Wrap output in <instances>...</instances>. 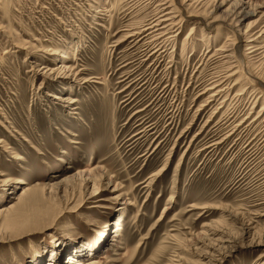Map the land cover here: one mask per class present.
<instances>
[{
  "label": "rangeland",
  "instance_id": "rangeland-1",
  "mask_svg": "<svg viewBox=\"0 0 264 264\" xmlns=\"http://www.w3.org/2000/svg\"><path fill=\"white\" fill-rule=\"evenodd\" d=\"M166 1L0 0V264H264V7Z\"/></svg>",
  "mask_w": 264,
  "mask_h": 264
},
{
  "label": "bare ground",
  "instance_id": "bare-ground-1",
  "mask_svg": "<svg viewBox=\"0 0 264 264\" xmlns=\"http://www.w3.org/2000/svg\"><path fill=\"white\" fill-rule=\"evenodd\" d=\"M254 0H235V2H236V7H235V9H234V12L240 17H242V18H245L246 16H248L250 13L249 12H246L245 10H246V8L247 7H249L250 5H251V3L253 2ZM256 1V5L257 6H263L264 7V0H255ZM167 3L168 2H171V1H169V0H167L166 1ZM167 3H163V4H165V9H167L165 12H164V14H162L161 16H159V18L158 19H156L153 23H152V25H150V26H148V29L147 30H153V32L154 31H166V30H169V29H174V27L176 26V24H178V22H175L174 23V18L173 19H170V17H168V16H170V14L171 13H173V11L172 10H170V9H168V8H172V6L173 7H175V5H177V2H171L169 5H167ZM167 5V6H166ZM223 5V3L222 4H218V5H216V6H214L215 7V9L216 8H218V7H220V6H222ZM178 6V5H177ZM181 7H182V5H181ZM197 15H199V14H197ZM196 14H195V16H197ZM192 17V16H191ZM200 17V16H199ZM242 18H240L238 21H237V25H239V22H241V20H242ZM172 20V21H171ZM168 21H170V23H166V22H168ZM262 30H260V31H257V32H254V33H252V35H251V37H250V39L248 40L250 43L248 44V48L247 49H250V51H249V53H252V52H254V51H256L257 49H259L260 47H258V45L256 44V42L259 40V39H262V38H264V28H261ZM235 32H237L238 34H237V41H238V43H241V42H243L244 40H246V36H245V34L246 33H242V31H241V29L240 28H237V29H235ZM166 33V32H165ZM217 50H222V48H219V49H217ZM47 51V50H46ZM60 57H61V59H66V58H68L69 57V54H68V52L67 51H63V52H61L60 53V55H59ZM62 63H65V61H63ZM61 66V65H60ZM63 67H65V64H63L62 65ZM66 68V67H65ZM43 69H47V70H49L50 68H47L46 66H43L42 67V70ZM234 74V73H233ZM225 77H220V79L218 80V81H220L221 79H224ZM211 86L210 87H208L207 89H206V91L205 92H209L210 90H213L214 88H218L217 86V81H212V83L210 84ZM221 86V85H220ZM213 93V92H212ZM215 95H216V93H215ZM56 97V96H55ZM56 98H59V97H56ZM92 173V171H88L87 173H80L79 175H77L78 176V178H80L81 179V181H84V182H88V181H91V175H93V174H91ZM77 176H69V177H67V178H65V179H63L62 181H64L66 184H68V183H70V184H72V183H74L78 178H77ZM64 183V184H65ZM112 183V179H108V182H107V185H109V184H111ZM49 188V187H48ZM59 188H61V185H59V183H57V185L56 186H53V187H51V189H53V190H58ZM116 188H118V185H116L115 186V189L114 190H116ZM27 191H30V189H27L26 191H24L23 192V194H25ZM36 191H34L33 193L34 194H32V195H39L38 193H35ZM23 196V195H22ZM21 196H19V199H22V197L20 198ZM20 202V201H19ZM96 206H100L99 204H97ZM12 207H13V205H10V206H5V207H3L1 210H0V214L1 213H5V212H8V211H10L11 209H12ZM9 213V212H8ZM18 218V217H17ZM13 220H14V218H13ZM21 220V219H20ZM23 221V220H22ZM14 222L11 220V221H9L8 220V222L7 223H5V226H11L12 224H13ZM23 223H24V221H23ZM13 226V225H12ZM18 226V225H17ZM208 227L209 225H205V227ZM210 228L208 229V231H206V232H204V234L203 235H201V236H199V238H196V241L197 242H199V244L200 243H202L203 245H204V247H206V245H207V248L208 249H210L207 253H209V256H205V255H203V256H205V257H208V258H210L211 259V261H219V260H222V259H224L227 255H228V252H232L236 247H237V245H238V238L239 237H241V236H243V235H246V234H248L249 233V228L247 227V228H242V229H240L241 231H240V233H237L236 232V234L234 235H231V234H229L228 236H224V237H222V238H219V237H216L218 234H217V228H213L212 226H209ZM119 229L118 227H116L115 229H114V231H117V230ZM207 235V236H206ZM198 236V235H197ZM203 236H205V238H202ZM206 239H208L209 240V242L208 243H206L205 241H203V240H206ZM195 241V242H196ZM252 243H254V244H256V241H254V240H252L251 241ZM261 242H263L264 243V240H259L257 243H261ZM221 243H223L222 245H220ZM213 244H215L216 245V247H214L213 246ZM198 245V244H197ZM196 245V246H197ZM200 248V247H199ZM73 257V256H72ZM180 259V258H179ZM174 260V259H173ZM176 261V260H175ZM177 261H180V260H177ZM176 261V262H177ZM174 263V262H173ZM181 263V262H180ZM179 263V264H180ZM70 264H96L95 263V260L94 261H92L91 263H87V262H83V260L81 259V260H79V261H74L73 260V262H71ZM175 264V263H174Z\"/></svg>",
  "mask_w": 264,
  "mask_h": 264
}]
</instances>
